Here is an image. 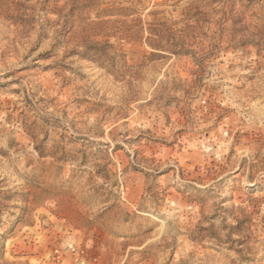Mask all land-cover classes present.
<instances>
[{
	"label": "rangeland",
	"instance_id": "1",
	"mask_svg": "<svg viewBox=\"0 0 264 264\" xmlns=\"http://www.w3.org/2000/svg\"><path fill=\"white\" fill-rule=\"evenodd\" d=\"M0 264H264V0H0Z\"/></svg>",
	"mask_w": 264,
	"mask_h": 264
}]
</instances>
